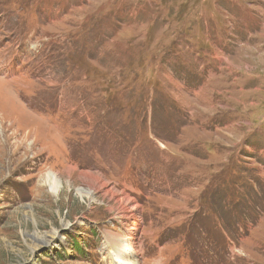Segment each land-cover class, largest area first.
Wrapping results in <instances>:
<instances>
[{
	"label": "rangeland",
	"instance_id": "374dc122",
	"mask_svg": "<svg viewBox=\"0 0 264 264\" xmlns=\"http://www.w3.org/2000/svg\"><path fill=\"white\" fill-rule=\"evenodd\" d=\"M83 173L136 264H264V0H0V264L116 263Z\"/></svg>",
	"mask_w": 264,
	"mask_h": 264
},
{
	"label": "bare ground",
	"instance_id": "6f19581e",
	"mask_svg": "<svg viewBox=\"0 0 264 264\" xmlns=\"http://www.w3.org/2000/svg\"><path fill=\"white\" fill-rule=\"evenodd\" d=\"M84 177L89 179L86 181L90 191L81 190L80 194L91 196L93 198L96 193H100L104 198H109L111 201L118 203V208L115 209V218L119 219L125 228V235L110 232L108 234L109 255L115 257V264H136L134 254L138 252V244L135 240V231L137 223L140 220L139 207L136 201L127 197L124 192H117L109 183L102 181L101 177L90 173H83ZM44 185L50 188V191L56 195L61 188L60 178L57 174L49 172L44 181ZM46 240V239H45ZM44 240V241H45Z\"/></svg>",
	"mask_w": 264,
	"mask_h": 264
}]
</instances>
